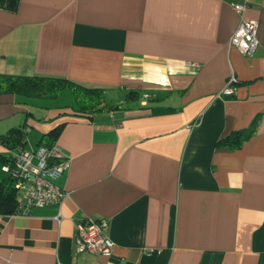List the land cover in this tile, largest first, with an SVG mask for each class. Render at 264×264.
<instances>
[{"label":"crops","instance_id":"obj_1","mask_svg":"<svg viewBox=\"0 0 264 264\" xmlns=\"http://www.w3.org/2000/svg\"><path fill=\"white\" fill-rule=\"evenodd\" d=\"M238 1L0 0V73L104 88L92 110L67 88L0 92V133L22 125L69 157L59 205L0 213V264H264V0ZM241 17L251 55L229 44ZM86 217L106 222L109 256L75 250Z\"/></svg>","mask_w":264,"mask_h":264},{"label":"built area","instance_id":"obj_2","mask_svg":"<svg viewBox=\"0 0 264 264\" xmlns=\"http://www.w3.org/2000/svg\"><path fill=\"white\" fill-rule=\"evenodd\" d=\"M247 0L233 2L238 11L246 7ZM257 22L241 17L229 38V44L237 47L244 54L251 55L258 44ZM234 76H230L221 87L219 95H230L234 91ZM69 166V157L59 143L38 144L32 150L20 147L14 153L11 172L16 177L18 199L15 211L28 212L32 207L47 204L59 205L66 191L56 183V179ZM58 220V215L55 216ZM75 250L77 252L96 253L109 256L113 241L106 233L103 219L86 217L75 222Z\"/></svg>","mask_w":264,"mask_h":264},{"label":"trees","instance_id":"obj_3","mask_svg":"<svg viewBox=\"0 0 264 264\" xmlns=\"http://www.w3.org/2000/svg\"><path fill=\"white\" fill-rule=\"evenodd\" d=\"M63 88L72 91L79 109H95L101 105L104 99L103 87L85 86L65 77L0 73V92H14L25 96L44 98L55 96ZM132 93L135 91H127L126 95ZM50 133L43 134L41 138ZM250 134V127L232 130L220 137L217 144L235 149L240 147ZM25 135L26 131L22 125L11 127L6 132L0 133V143L8 148L21 145L24 143ZM52 143L49 140L48 143L41 142L39 144L50 145ZM13 162L14 154L0 152V213L13 212L16 208L19 190L15 186L16 177L11 172Z\"/></svg>","mask_w":264,"mask_h":264},{"label":"rangeland","instance_id":"obj_4","mask_svg":"<svg viewBox=\"0 0 264 264\" xmlns=\"http://www.w3.org/2000/svg\"><path fill=\"white\" fill-rule=\"evenodd\" d=\"M33 145H34L33 136H32V134L27 132L26 143H25L24 147H25V149H28V150L30 149L31 150Z\"/></svg>","mask_w":264,"mask_h":264}]
</instances>
